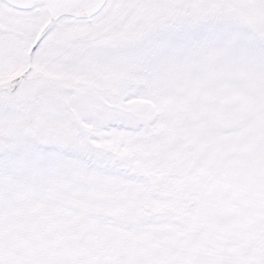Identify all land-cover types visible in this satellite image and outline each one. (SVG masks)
Wrapping results in <instances>:
<instances>
[{"label":"snow or ice","instance_id":"6c2138e0","mask_svg":"<svg viewBox=\"0 0 264 264\" xmlns=\"http://www.w3.org/2000/svg\"><path fill=\"white\" fill-rule=\"evenodd\" d=\"M0 264H264V0H0Z\"/></svg>","mask_w":264,"mask_h":264}]
</instances>
